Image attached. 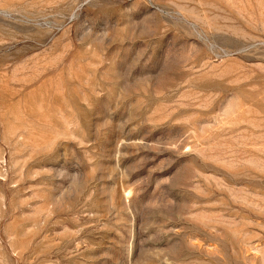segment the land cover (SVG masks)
Returning a JSON list of instances; mask_svg holds the SVG:
<instances>
[{"label":"rangeland","instance_id":"rangeland-1","mask_svg":"<svg viewBox=\"0 0 264 264\" xmlns=\"http://www.w3.org/2000/svg\"><path fill=\"white\" fill-rule=\"evenodd\" d=\"M0 264H264V0H0Z\"/></svg>","mask_w":264,"mask_h":264}]
</instances>
